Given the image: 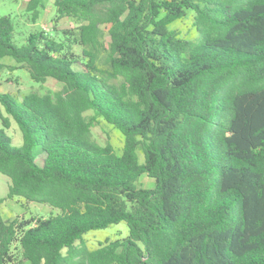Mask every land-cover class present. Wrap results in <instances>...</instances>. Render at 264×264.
Here are the masks:
<instances>
[{
    "label": "trees",
    "instance_id": "obj_1",
    "mask_svg": "<svg viewBox=\"0 0 264 264\" xmlns=\"http://www.w3.org/2000/svg\"><path fill=\"white\" fill-rule=\"evenodd\" d=\"M53 8L51 32L19 34L0 17V72L61 85L0 91L5 199L51 210L0 218V264H264V0ZM41 9L27 1L30 23ZM189 12L192 36L173 27ZM64 18L78 25L58 30ZM97 119L121 134L119 152L93 139ZM121 222L126 237L84 244Z\"/></svg>",
    "mask_w": 264,
    "mask_h": 264
},
{
    "label": "rangeland",
    "instance_id": "obj_2",
    "mask_svg": "<svg viewBox=\"0 0 264 264\" xmlns=\"http://www.w3.org/2000/svg\"><path fill=\"white\" fill-rule=\"evenodd\" d=\"M28 0H0V17L8 15L12 18L14 28L16 32L27 34L31 31L43 29L46 32H51L53 28L52 18L54 16L53 0H39L43 9H41L40 18L35 24L28 21L29 14L25 12V5ZM192 13H188L187 17L180 22L174 24L182 35L187 34L192 36ZM78 25V22L74 19H62L57 24V29L74 28ZM108 28L109 26H103V41L108 43ZM24 43L22 37H18L16 45L20 46ZM5 64L13 65L14 62L10 58L2 60ZM11 77V80H17L18 84L13 81L8 82L7 78ZM61 88V85L48 80L44 84H38L33 82L28 73L22 69H15L9 74L6 71L0 72V91L14 93L17 90L20 92L37 91L39 93H46L50 91H57ZM86 117L92 115L91 111L85 113ZM93 139L100 145L110 144L116 152H119L122 147L123 139L121 134L105 123L101 119H97L94 126L91 128ZM6 134L11 138L13 146H20L22 143L21 133L18 130L15 123H11V126L6 130ZM138 185L143 188L153 186V180L141 176L138 180ZM9 180L7 177L0 174V218L2 220H12L14 218H28L30 216H46L50 213V208L44 205L26 202L20 198L5 199L8 191ZM128 233L125 223L121 222L116 225L98 231H93L84 236V244L89 249L96 248L100 242L105 239L113 240L116 238H124Z\"/></svg>",
    "mask_w": 264,
    "mask_h": 264
}]
</instances>
